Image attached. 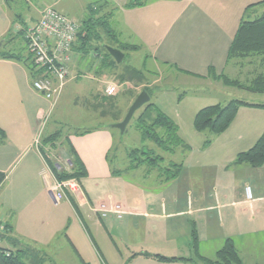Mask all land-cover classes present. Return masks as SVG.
Instances as JSON below:
<instances>
[{
	"label": "crops",
	"instance_id": "obj_1",
	"mask_svg": "<svg viewBox=\"0 0 264 264\" xmlns=\"http://www.w3.org/2000/svg\"><path fill=\"white\" fill-rule=\"evenodd\" d=\"M7 1L0 0V7ZM106 1L116 4L120 13L127 11L138 16L136 26L140 32L156 36L154 45L150 46L154 60L175 66L182 73L208 79L210 67L216 73L226 69L227 50L238 26L231 29L233 20L228 24L230 27L226 21L233 18L241 20L248 5L262 0H221L224 1L220 6L225 23L220 35L226 43L221 48L217 43L214 51L204 46L197 53L194 52L197 43L207 42L214 34L204 26L197 31V23L201 19L215 17L211 9L212 0H202L201 4L194 3L195 0H145L147 2L143 6L128 10L122 8L125 1ZM190 8L192 10L186 13ZM181 14L185 15L184 21L172 33L176 18L173 16L178 18ZM1 17V44L14 40L16 31L22 36L20 42L9 43L13 50L15 47L24 49L28 57L25 33L30 26L23 25L20 17L14 19L6 12ZM129 29L132 36L148 46V39L140 37L133 27ZM104 67V61L96 54L84 57L72 49L70 78L62 93L66 88L78 86L70 83L83 74L84 78L92 81V88L97 92L98 77L103 78ZM88 73L98 79L87 77ZM58 103L52 105L32 88V78L23 62L0 57V128L6 134L4 143L0 145V171L6 175L0 186V222L7 229L4 235L0 234L1 247L25 248L34 254L31 258H36V248L42 254H111L105 242L106 233L111 243L123 240L124 236L129 243L128 237L136 235L140 227L141 235L162 239L166 249L160 255L191 261L161 262L145 257L144 253H153L144 247H132V254L137 256L129 259V264H203L191 247L194 228L200 256L214 260L217 250L225 239L230 238L242 264H264V254L240 253V250L246 252L248 248L253 250V245L264 237V164L258 168L247 164L233 165L236 155L252 147L264 131L263 108L240 107L229 127L220 135L211 136L212 142L205 148L199 145L195 149L186 143L184 140L190 142L193 135L189 131L181 135V123L174 120L180 137L190 147L181 160L183 169L177 178L166 184H160L154 174L155 187L149 185L148 188L128 183L123 177L124 170L120 174H112V170H118L106 159L114 144L112 129L94 127L84 135H78L81 131L70 133L66 148L62 141L59 154L55 151L49 157L53 158L57 168L67 171L70 145L82 162L86 176L81 179L76 192L56 200L54 174L35 141L43 134H39L40 128ZM196 133L202 135L203 132ZM211 147L217 155H210ZM127 161L122 162L123 168L128 166ZM16 162L19 165L15 168ZM246 187L250 188V198L245 194ZM115 206L123 212L121 218L110 212ZM104 210L108 212L102 217ZM203 244H208L210 251L201 254ZM167 250L171 253H166Z\"/></svg>",
	"mask_w": 264,
	"mask_h": 264
},
{
	"label": "rangeland",
	"instance_id": "obj_2",
	"mask_svg": "<svg viewBox=\"0 0 264 264\" xmlns=\"http://www.w3.org/2000/svg\"><path fill=\"white\" fill-rule=\"evenodd\" d=\"M96 1L97 0H8L7 2H4L5 6L3 5L0 7V24L2 22L1 16L6 12L14 19L17 18L16 16L20 17L23 21V25L27 24L28 26H32L37 19L38 10L46 6L54 7L57 11L70 18L81 21L88 15L86 10L87 4ZM119 1H121V3L125 1L123 4L124 6L129 0ZM150 1L154 0H148V2ZM201 1L202 0H195L194 3L199 2V4H201ZM108 2L110 3V1ZM208 2H210V0H208ZM221 2L224 1L212 0L213 7L211 9L215 14V17L203 18L197 23V31L200 27L204 26L210 28L214 34H211V37L207 42H198L195 46V53L202 50L201 48L204 46H209V48H213L210 51H214L217 43H219V48L225 45L226 39L222 38L220 35V31L221 29H224L225 23L221 16ZM110 7L116 8L117 6L111 1ZM257 8V13L260 15V12L264 7ZM124 9L128 10L125 7ZM118 10L119 8L117 7L113 12V17L109 21L110 28L119 41L129 44L134 43L139 46V49L136 51L125 52L123 59L119 63H116L111 56H105L103 78L98 77L99 90L97 92L92 88V81L83 77L84 74L82 76H76V79L78 80L70 83L72 86L76 83L78 86H73L70 89L66 88L64 90L59 103L56 102L58 105L55 110L47 116L39 131V134H42L43 132L44 135L56 131L60 132L61 138L56 141V148L52 150L51 154L55 151V153L59 154V146L61 145V142L65 140L64 137L68 136V134L76 131L88 130L94 127H109L112 129L114 135L113 146H116V148L115 153L112 154L111 165L115 169H125L123 168L124 163L122 162L126 159V151L130 148L145 147L147 149L151 148L156 150V147L153 143L149 142V140H145V142L141 140L140 133L136 128L137 118L144 111V106L135 111L123 134H120L118 129L113 128V125L123 120L130 105L138 94L143 91L142 89L144 85L150 87V103L154 104L157 109L168 115L171 119L178 122L180 121L181 135H185V132L187 133L188 131L193 135V139L190 142H188V140L184 141L191 144L192 147L194 146L195 149L199 145L202 148H205L203 147L204 140L211 137L208 132H203L201 135L194 131L193 118L199 109L217 103L225 105L227 102L234 99L253 104H264V94H255L237 88L225 87L219 81L217 83L210 77L204 79L198 75L188 74V72L182 73L179 70H176L174 68L175 66L170 67L162 63L160 60H154L151 57L150 50L152 48H150V46L154 45L156 36L154 34H148L147 36L145 33L140 32L139 28L136 26V22L138 23V16L128 13L127 11L120 13ZM191 10L192 8L186 13H189ZM149 11L151 10H148V12ZM255 14L256 12H254V14L251 13L244 19L252 20L254 19L252 15ZM173 17L176 18L174 24L172 23V28L170 27L172 33L174 29L181 26L185 15L181 14L178 18L175 15ZM235 19L233 18L226 21L228 25L233 20L231 29L236 27L240 21ZM130 27H133L140 37L148 39V43H146L148 46L143 42L138 41L130 34ZM149 28L150 26L148 25V30ZM16 33L17 32L15 31V39L12 41L6 40L1 44L2 40H0V54L12 52L26 56L24 49H18L15 47V50H13V46L9 43L13 41H15V43L18 41L20 42L22 36L20 33ZM172 33L168 36V39L172 36ZM10 37L11 35L8 39ZM165 41L166 40H164V42ZM164 42L162 41V43ZM92 45L98 47L97 53H100L101 56L105 55L106 47L117 49V45L105 33L100 34L99 41H93ZM243 64L244 67L237 65L236 61L229 62L224 74L230 78L239 79L246 83V81L251 78L250 74L253 71V67L245 63ZM93 76L92 73L87 74V77L95 78V76ZM109 83H116L119 85L118 93L115 96L106 97L103 94L105 87ZM154 117L155 109L151 107L144 115V121L149 123ZM43 134L40 135V137L43 136ZM63 147L66 148L65 141ZM211 148L209 149L211 150L210 155H217L215 149ZM187 152L188 151H185L183 155ZM161 155H163L166 160L169 159L164 153H161ZM183 155L178 151L172 158L173 160L180 162L184 157ZM19 162L15 163V168L19 165ZM124 173V180L130 184H136L138 187L144 188H148L149 185L155 187L153 181L156 177L154 174H149L148 177V167L146 165H143L133 172L125 170ZM246 196L248 198L249 194H246ZM139 228L136 235L131 234L128 237L127 241H129V243L126 242L124 236L123 240L118 239V241H115L116 245L115 242L111 243L108 237L109 234L106 233L105 242L107 246L110 247L111 254H42L43 252L36 248L34 250L37 253L35 254L36 258L33 256L30 260V256H28L25 259V262L27 264L29 261L37 263V260L40 261V259L43 258L41 264H84V262L86 264H129L127 261L131 259L132 256H137L136 254H132V247L134 249H137V247H144L147 252L150 251L153 254H164L163 251H165L166 248L162 239L150 237L149 239L148 236L141 235ZM0 234L4 235L5 230L4 232L0 231ZM187 244L188 243H186V246ZM203 246L201 248V254L204 251H210L208 244H203ZM253 246L255 247L253 250L248 248L246 252L240 250V253L264 254V237H261ZM125 252H128V254ZM46 253H48V251H46ZM166 253L171 252H168L167 250Z\"/></svg>",
	"mask_w": 264,
	"mask_h": 264
},
{
	"label": "trees",
	"instance_id": "obj_3",
	"mask_svg": "<svg viewBox=\"0 0 264 264\" xmlns=\"http://www.w3.org/2000/svg\"><path fill=\"white\" fill-rule=\"evenodd\" d=\"M146 2L145 0H129L123 8L141 7ZM257 7H264V0L250 4L244 9L226 54V66L232 61H236V64L239 66H243V63L252 66L253 71L250 74L251 78L244 83L239 79L228 77L224 72L216 73L211 67L208 69L207 77H210L216 82L219 81L225 87L237 88L255 94H264V9L260 12L261 14L258 15ZM116 8H111L108 1H96L88 4L86 6L88 15L80 21V28L72 49L79 51L84 57L93 51L92 53L101 58V61H104L105 56L110 57V55L106 51L105 55L101 56L100 53H97L98 47L93 46L92 42L99 41L100 34L105 33L117 45L116 48L124 55L127 51L138 50V45L119 41L110 28L109 21L113 17V12ZM254 12H256L255 15H252L254 19H244L249 14H254ZM27 56L28 57L12 52L0 54L1 58L23 62L33 80L35 77L34 67L28 53ZM174 68L180 71L177 67ZM142 90H144L151 99L150 87L144 85ZM144 107V111L137 118L136 128L140 133L141 140L144 142L145 140H149V142L153 143L156 147V150L151 148L147 149L145 147L130 148L126 151L128 166L125 167L124 171L137 170L143 165H146L148 167V175L156 173L155 176L160 184H166L177 178L183 169L182 161H175L172 157H174L178 151H181L180 153L183 155L185 151L190 150V147L180 137L179 127L173 119L157 109L154 104L150 103V100ZM151 107L155 109V117L151 119L149 123H146L144 121V115ZM240 107H257L264 109V104H253L234 99L230 100L225 105L217 103L205 106L195 113L193 128L196 132H208L212 137L218 136L229 127ZM90 132L91 130H85L79 132L78 135H84ZM60 138L59 131L49 133L48 135L43 134L38 140L37 148L51 167L57 182L75 179L80 183L81 179L86 176V171L70 145L68 146V162L70 165L67 171L57 168L56 163L52 160L53 158L49 157L50 155L52 156L53 153L51 154V152L56 148V141ZM64 138L66 142L67 136ZM5 139L6 134L0 128V145L4 143ZM211 142L212 138H207L203 143V147H207ZM115 148L116 146L112 145L110 151L106 155V159L110 165L112 162V154L115 153ZM161 153H164L169 159L166 160ZM241 164H247L254 168L261 167L264 164V131L252 147L236 155L233 165ZM122 172L123 170L119 169L112 170V174H120ZM5 177V173L0 171V186L4 182ZM9 239L11 238L9 237ZM191 239L192 250L203 264H242L234 242L230 238L225 239L222 247L217 250L214 260L204 258L198 254L197 236L194 228L191 231ZM32 255L34 254H30L25 248L13 250L0 246V264H27L25 259L30 256L31 260ZM143 255L161 262L184 261L189 263L191 261V259L188 258L166 257L160 254L144 253ZM133 257L134 256H132L131 259ZM42 262L43 258L40 259L38 263L29 261L28 264H41Z\"/></svg>",
	"mask_w": 264,
	"mask_h": 264
},
{
	"label": "built area",
	"instance_id": "obj_4",
	"mask_svg": "<svg viewBox=\"0 0 264 264\" xmlns=\"http://www.w3.org/2000/svg\"><path fill=\"white\" fill-rule=\"evenodd\" d=\"M80 24V21L70 18L54 7L46 6L41 9L39 19L26 30V50L35 73L32 88L52 105L57 102L70 78L72 47ZM118 89V84L109 83L104 89V95L115 96ZM38 140L39 138L35 141L36 146ZM78 189L79 183L75 179L56 181L55 199L62 200L66 198L67 193H74ZM245 194H249L248 198L251 197L249 187L245 188ZM105 212L108 211L104 210L102 217L106 216ZM110 212L117 218H121L123 214L119 206H115ZM4 230L5 225L0 222V231L4 232Z\"/></svg>",
	"mask_w": 264,
	"mask_h": 264
},
{
	"label": "water",
	"instance_id": "obj_5",
	"mask_svg": "<svg viewBox=\"0 0 264 264\" xmlns=\"http://www.w3.org/2000/svg\"><path fill=\"white\" fill-rule=\"evenodd\" d=\"M105 49L108 52V54L114 59V61L116 63L121 62V60L124 57V54L120 50L115 49V48H111V47H106ZM149 99L150 98H149L148 94L144 90L141 91L140 94H138V96L135 98L133 103L128 108V111L125 114L123 120L121 122L113 125V128L118 129L120 134H123L126 126L130 122L135 111L138 110L139 108H141L142 106H144L146 103H148Z\"/></svg>",
	"mask_w": 264,
	"mask_h": 264
}]
</instances>
